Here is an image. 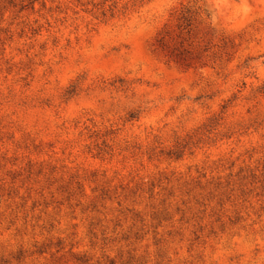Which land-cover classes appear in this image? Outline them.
I'll use <instances>...</instances> for the list:
<instances>
[{"label": "rangeland", "instance_id": "obj_1", "mask_svg": "<svg viewBox=\"0 0 264 264\" xmlns=\"http://www.w3.org/2000/svg\"><path fill=\"white\" fill-rule=\"evenodd\" d=\"M0 264H264V0H0Z\"/></svg>", "mask_w": 264, "mask_h": 264}]
</instances>
